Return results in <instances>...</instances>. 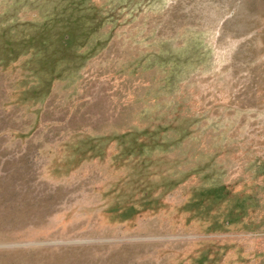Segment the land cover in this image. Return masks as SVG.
<instances>
[{
    "label": "rangeland",
    "instance_id": "1",
    "mask_svg": "<svg viewBox=\"0 0 264 264\" xmlns=\"http://www.w3.org/2000/svg\"><path fill=\"white\" fill-rule=\"evenodd\" d=\"M65 1L0 0V264H264V0Z\"/></svg>",
    "mask_w": 264,
    "mask_h": 264
},
{
    "label": "trees",
    "instance_id": "2",
    "mask_svg": "<svg viewBox=\"0 0 264 264\" xmlns=\"http://www.w3.org/2000/svg\"><path fill=\"white\" fill-rule=\"evenodd\" d=\"M78 0H66L64 4H61V5H56L55 6V9L58 10L59 6L61 7L60 9L62 10L61 11V14L58 12L57 14H55L56 16L54 17V20L55 21H59L60 23H63V32L62 34L60 35V43L61 45L64 47V48H67L68 46H70V44L72 43L73 41V34L71 33V28L70 26H72L74 23L77 22V19H80V13L77 15L76 18H67L65 17L64 13L67 9L69 8H74V9H77L79 10L80 12H82V8L80 6V4L76 3ZM83 13V12H82ZM57 21V22H58ZM47 21L45 20L43 22V27L47 26ZM90 31H95L94 28H89ZM103 46V44L101 43H96L95 45H93L92 47H90L87 51H85L84 53L82 54H79L78 57H87V55H90L92 52L96 51L99 46Z\"/></svg>",
    "mask_w": 264,
    "mask_h": 264
}]
</instances>
